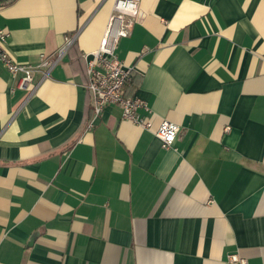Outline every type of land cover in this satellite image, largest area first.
Here are the masks:
<instances>
[{
	"label": "crops",
	"instance_id": "1",
	"mask_svg": "<svg viewBox=\"0 0 264 264\" xmlns=\"http://www.w3.org/2000/svg\"><path fill=\"white\" fill-rule=\"evenodd\" d=\"M113 3L0 6L20 62L73 37L30 96L0 61V264H264V0H141L116 53L152 129L117 104L85 124Z\"/></svg>",
	"mask_w": 264,
	"mask_h": 264
},
{
	"label": "built area",
	"instance_id": "2",
	"mask_svg": "<svg viewBox=\"0 0 264 264\" xmlns=\"http://www.w3.org/2000/svg\"><path fill=\"white\" fill-rule=\"evenodd\" d=\"M140 2L141 0H114L113 11L100 46L87 58L86 87L93 95L95 117L99 116L107 105L117 104L122 109L124 119L145 129H152V121L138 113L141 107L147 109L145 101L140 97L125 94V87L131 80L133 69L126 66L116 53L120 37L131 32ZM9 35L7 29L0 27V61L13 77L18 78V88L32 86L28 92L30 96L34 94L38 85L50 76L51 70L62 61L73 42V37H68L54 53H42L39 63L33 65L20 62L9 53L6 48ZM36 72L41 73L38 81H35ZM179 131L180 126L177 123L164 120L154 133L162 142V146L169 148L175 144ZM229 261L233 264H248V259L237 253L229 255Z\"/></svg>",
	"mask_w": 264,
	"mask_h": 264
},
{
	"label": "trees",
	"instance_id": "3",
	"mask_svg": "<svg viewBox=\"0 0 264 264\" xmlns=\"http://www.w3.org/2000/svg\"><path fill=\"white\" fill-rule=\"evenodd\" d=\"M14 0H0V6L2 5H7L9 3H12ZM93 116H94V106H92L90 108V115L89 117L87 118V121L85 124H87V126H89V124L91 123L92 119H93Z\"/></svg>",
	"mask_w": 264,
	"mask_h": 264
}]
</instances>
